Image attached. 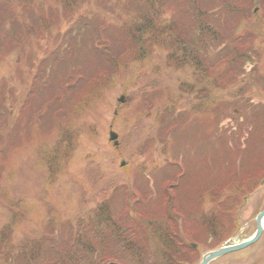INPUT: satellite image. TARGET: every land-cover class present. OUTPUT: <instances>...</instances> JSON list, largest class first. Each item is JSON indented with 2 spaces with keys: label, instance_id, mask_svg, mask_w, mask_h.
<instances>
[{
  "label": "rangeland",
  "instance_id": "374dc122",
  "mask_svg": "<svg viewBox=\"0 0 264 264\" xmlns=\"http://www.w3.org/2000/svg\"><path fill=\"white\" fill-rule=\"evenodd\" d=\"M7 1L10 7L5 15L12 12L13 0ZM66 1L60 3L55 11L43 7L39 11L40 16H53L48 19L53 24L51 28H42V21L38 19L28 32L17 35L14 52L7 61L14 67L16 63L22 65L17 74H12L10 69L5 70L7 76L10 74V77H5L9 79L7 85L13 91L0 99V114L18 118L12 105L24 106L38 95L41 102H48L40 116L34 117L43 122L44 132L49 133L53 124L59 122L52 131L54 142L50 145L57 142L59 134L71 136L77 144L62 148L52 157L50 167L46 159L49 151L46 155L38 153L32 150L35 146L32 143L16 146V138L13 135L8 138L7 129L3 132L0 139V264H6V250L10 248L17 253L31 247L36 251L39 248L33 264H53L55 254L59 255L55 247L70 250L79 244L81 250L91 249L79 254L82 261L93 264L99 256L98 247H101L98 239L113 245L109 239L111 229H99L108 222L109 227L115 229L113 234L119 232L120 237L114 239L116 250L111 255L130 261L124 244L141 240L143 248H153L146 238L145 216L156 215L155 210L166 212L171 208L167 217L170 219H167L169 228L179 226L180 236L187 244L191 238L198 240L199 237L203 238L202 246L209 249L226 241L238 242L251 235L255 230V215L264 208V182L241 200L237 208H233L237 221L231 224L230 220L227 221V236L223 241L219 236L206 237L207 231L197 233L189 217L214 209L219 201H215L218 196L213 195L210 187L213 183L227 182L210 179L207 191L206 186L204 189V203L199 206L202 199L198 197L196 177L206 176L207 167L203 161L196 162L195 159L199 157L203 140L222 142L215 126L237 130L238 124L255 112L239 106L249 99L260 108L264 88L246 86L242 79H237L235 85L220 86L223 89L221 93L213 87L214 104L210 105L213 109L207 114L209 103L204 94L200 98H197V93L195 98L181 99L183 92L178 82L184 83L182 79L194 77L190 67L178 71L170 64V59L177 53L169 56L172 51L169 38L164 37L159 47L153 45L151 55L148 52L141 60L131 61L133 55L127 49L139 35L133 34L129 28L118 30L122 25L135 22L129 15L131 5L120 3L118 8L113 0ZM165 1V9L171 8L173 0ZM109 6L117 11L107 10ZM174 12L177 14V9ZM172 15L170 10H166L161 23L170 24H167L169 28L175 21L177 30L182 28L179 24L186 28L193 26L192 19L185 12L179 18ZM66 17L71 18L67 20ZM21 30L23 28L17 27L16 32ZM261 30L264 34V25ZM124 35L129 36L130 43L123 39ZM19 43H24L28 49L34 48L32 52L35 55L23 56L21 50H16ZM68 52L71 55L66 54ZM55 60L59 69L54 68ZM39 75L44 80L35 84ZM121 95L124 100L119 102L117 99ZM88 96L92 97L91 100ZM214 96L219 97L216 102ZM82 100L87 101L86 106L80 104L76 108ZM92 102L93 105L89 106ZM63 110L68 114H64L61 122L59 112ZM222 114L227 115L223 125L217 120ZM229 117L234 119L230 126ZM203 122L206 126L202 125ZM110 129L118 134L113 141L108 140ZM205 150V158L207 152L210 155L209 161L214 157L220 158L215 156V148L211 145H205ZM55 163L57 166H53ZM169 180L171 182H167ZM128 192L130 210L121 207ZM228 193L229 190L223 192ZM170 194L172 204L164 208L161 197ZM195 194L196 207L187 203L189 209L184 208L183 211L180 201L193 200ZM174 207L180 214L174 212ZM99 216L102 222L97 219ZM183 216L185 223L182 222ZM123 227L128 231L121 234ZM130 228L134 231H129ZM176 242L179 243L177 237ZM198 258L189 252L187 264H196ZM123 260H116L115 264L124 263ZM211 264H264V230L253 245L224 255Z\"/></svg>",
  "mask_w": 264,
  "mask_h": 264
},
{
  "label": "trees",
  "instance_id": "16d2710c",
  "mask_svg": "<svg viewBox=\"0 0 264 264\" xmlns=\"http://www.w3.org/2000/svg\"><path fill=\"white\" fill-rule=\"evenodd\" d=\"M113 1L115 4L117 2V7L120 3L123 5H131L129 15L135 22H132L131 25H122L121 28L118 29L120 31H125L126 28H129L133 34L137 33L139 35L138 40L134 41L132 46L127 49V52L133 55L131 61L135 62V60H141L148 52V54L151 55V48L153 45L159 47L162 43V39L167 37L171 40L172 45V51L169 56L175 52L177 53L170 59V64L174 65L176 69L181 70L188 66L194 73L193 77L195 80L193 78L187 85L185 83L183 84L188 91L191 90V87L207 83V85L212 88L216 87L217 92L221 93L220 90L223 89L220 86L235 85L236 83L234 82L237 81V79H242L241 81L245 82L246 86L254 87L255 84L250 78L255 72L264 85V34L261 32V27L264 25V0H173L172 7L169 9H165V0ZM7 2V0H0V69H10L12 74H17L16 71L18 69L20 72L19 67H21L22 64L16 63L14 67L7 61L8 58L12 57V53L14 52L17 35L19 33L23 34L24 32H28L31 25L38 19L42 21V28H51L53 24H51L48 19L53 16H40L41 13L39 11L42 7L55 11L60 3H67V1L13 0L11 14L5 15V11L9 10L10 7ZM176 9L177 14L174 12ZM107 10L112 12L117 11L116 8L111 6L107 7ZM166 10H170L171 15L174 14L177 18L181 17L185 12L187 17L192 19L193 26L186 28V26L179 24L182 28L178 27L177 30L175 24L177 22L173 21L168 28V23H161L163 20L162 17H165ZM179 10L183 12L180 13ZM70 18L71 17H66L67 20ZM256 20L258 22H256ZM15 27L16 29L17 27H21L23 30L17 33L16 29H12ZM24 29H26V31H24ZM179 35H183L182 38H179ZM128 37V35H124L123 39L129 41ZM258 42L260 43L259 46ZM64 45L65 44H62V46ZM32 49L34 48L28 49L24 43H19L16 50H21L23 56L26 55L30 57L35 55ZM66 54H69V52ZM203 56H205V59ZM247 63L252 64V68L249 71H246ZM56 67L59 69V63L55 60L54 68ZM217 69H220V71L217 72ZM227 71L229 72L228 75ZM37 78L40 79L38 81L44 80L40 75ZM193 83L194 85L192 86ZM258 87L262 88L261 86ZM0 90V99H2L5 94H11L13 88L8 86L5 79H3L0 81ZM193 91L192 89V92ZM214 97H216V102L219 97ZM88 98L91 100L92 97L90 98L88 96ZM34 99L35 98H33L31 102L28 101L24 104L20 115H18L17 112V120L10 119L6 115L2 117L0 114V139L4 135L3 132H7L8 130L7 137L10 138L13 135L17 140L16 146H25L32 143L38 147L41 154L46 155L49 151L46 159L51 167L52 157H55L62 148H68L73 145L76 146V143L71 136L59 134L57 142L50 145L54 142L52 135L55 131V125L59 126V122L58 124H53V132L50 131L49 133H45L43 130L45 128L43 122L34 117L40 116L42 108L47 106L48 102H41L42 99L40 100L39 96L37 99ZM80 104L86 106L87 101L82 100L78 102L76 108H78ZM35 105L36 108L34 107ZM92 105L93 102L89 106ZM13 106L14 104L12 107ZM61 106L65 107L63 105ZM259 106L260 108L249 99L239 106L241 109L251 108L255 110V112L249 116V119H245L243 123H239L237 130H233V127H228L227 129L223 127L220 129L219 126H215V128L218 127L216 131L219 132L222 142L217 144V142L214 141V154L220 158L214 157L211 162L206 161L205 165L207 170H212L213 180L221 179L227 182L213 183V195L218 196L215 201H219V204H217L214 209L204 211V213L201 212L199 215L193 214V216L189 217V221L193 228L196 229V232H208L206 233V237L219 236V238L223 240L225 236H227V221L230 220V224L233 221V208H236L243 196L254 188L257 181H254L253 178H258L264 173V155L260 169H258V166L253 167V163L259 157L260 153L262 151L264 153V100ZM86 108H84L83 111H85ZM59 113L62 115V122V117H64V114L68 113H66L65 110ZM220 117H217L218 121L226 118V115L222 114ZM33 123L34 125H32ZM232 123L231 121L228 126ZM37 128H39V132H37ZM224 134L227 135L225 136ZM165 138L170 140L167 136ZM220 139L217 140L220 141ZM51 149L54 150V152L51 151ZM48 160L50 161L48 162ZM53 166H57V164L55 163ZM252 169H258L259 171H256L252 175ZM183 174L185 175L186 172H183ZM167 182L171 181L169 180ZM197 189L198 197L201 200L205 184H197ZM226 190H229V193L223 194ZM216 191L218 193H216ZM125 194L126 193H124V195ZM125 197V204L121 207L130 210V193L128 192ZM161 199L160 202L164 208L172 204L171 194L170 196L161 197ZM180 203L183 211L184 208L189 209L187 203H191L196 207L197 196L195 194L193 200H182ZM198 204L199 206L202 205L203 201H199ZM171 209H167L168 211L166 212L165 210L160 212L155 210L157 213L156 215L147 214L148 216H145L147 219V225L144 226L147 233L145 234L153 248L151 250H146L141 245V240H132V242L124 244L123 248L126 257L127 259H131L130 261L126 259L123 260V257L113 258V255H111L116 250L114 239L119 237V232H117L116 235L113 234L115 229L109 227V222L108 224L106 223V226L100 227L99 229L107 231L108 228L111 229L112 232L109 233L111 238L109 239L112 240L113 245L111 243L104 244L102 238L98 239V241L101 242L98 243L101 247H98L97 252H99V256L93 264H115L116 260L119 262L123 260L124 263L121 264H187V254L189 252L199 256L200 252L205 249L201 242L203 238L197 237L198 240L191 238L192 241L198 242L197 249L191 248L185 242L184 237L180 236L181 230L179 226L169 228L170 225L167 223V217H169ZM173 210L175 213L180 214L179 210L175 207ZM101 213H103V211H101ZM208 213H211V216H207ZM105 214H107V211L104 215ZM99 218H101V216L97 217V219L102 222ZM184 218L183 216L182 222L185 223ZM168 220L170 221V219ZM134 221L136 223V220ZM125 231H128L127 227L120 233L122 234ZM129 231L133 232L134 230L130 228ZM102 234L103 233L99 234V237H101ZM176 237L179 243L176 242ZM79 245H75V248L70 250L66 248L62 250L59 246L55 247L54 250H57L59 255L55 254V262L53 264H86L82 261L81 255L79 254H84L91 249L86 247L87 249L83 248V250H81ZM38 250L39 248H37L36 251L35 248L31 247L27 251L17 253L16 251L14 252L12 248L9 250L7 249L6 252H8V256H6L5 259L6 264H33V261L37 258L36 253H39ZM82 251H84V253H82Z\"/></svg>",
  "mask_w": 264,
  "mask_h": 264
},
{
  "label": "water",
  "instance_id": "95a60500",
  "mask_svg": "<svg viewBox=\"0 0 264 264\" xmlns=\"http://www.w3.org/2000/svg\"><path fill=\"white\" fill-rule=\"evenodd\" d=\"M112 138H115V135H112ZM263 217H264V209L261 210L256 216V231L254 232V234L250 238H248L244 241H241L239 243H234V244H230V245H223L217 249L207 251L206 253H204L202 255L201 260L198 264H209L214 259H216V258H218V257H220L226 253L240 250V249L254 243L260 237V235L263 231V227H264L263 223H262ZM192 245L195 246L194 244H192Z\"/></svg>",
  "mask_w": 264,
  "mask_h": 264
},
{
  "label": "bare ground",
  "instance_id": "6f19581e",
  "mask_svg": "<svg viewBox=\"0 0 264 264\" xmlns=\"http://www.w3.org/2000/svg\"><path fill=\"white\" fill-rule=\"evenodd\" d=\"M263 222H264V220H263Z\"/></svg>",
  "mask_w": 264,
  "mask_h": 264
}]
</instances>
